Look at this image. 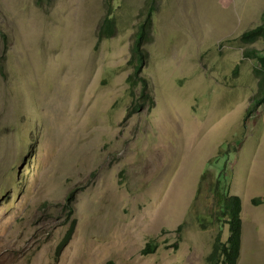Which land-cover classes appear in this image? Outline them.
Segmentation results:
<instances>
[{
	"label": "rangeland",
	"instance_id": "374dc122",
	"mask_svg": "<svg viewBox=\"0 0 264 264\" xmlns=\"http://www.w3.org/2000/svg\"><path fill=\"white\" fill-rule=\"evenodd\" d=\"M152 4L137 70L148 0H0V264H212L220 179L264 264V0Z\"/></svg>",
	"mask_w": 264,
	"mask_h": 264
},
{
	"label": "trees",
	"instance_id": "16d2710c",
	"mask_svg": "<svg viewBox=\"0 0 264 264\" xmlns=\"http://www.w3.org/2000/svg\"><path fill=\"white\" fill-rule=\"evenodd\" d=\"M154 0H148L149 10L147 13V16L145 18V21L141 24L140 32L138 33V39L136 41V44L134 46V57L133 61L138 59V68L137 70L141 69L143 62H144V52L141 50V44L144 41L147 36H149V33L151 29L154 26V11L156 9V6L152 4ZM262 24L258 25L255 28H252L250 30L245 31L241 38L242 41L245 44L253 43L256 40L260 38H264V15ZM117 33V19L116 16L113 14V6L112 4H109L108 12L106 13V16L104 17L98 31V35L100 39H103L105 37H113ZM0 34L3 40V55H2V61L5 59V55L8 52L9 49V36L8 34L0 28ZM246 55L253 57L257 65L256 66V73L261 78L260 82V91L261 94L264 95V50L258 51L257 49H247ZM0 71L4 72V66L0 65ZM142 80L145 83V88L147 87V81L146 79L142 78ZM261 100L264 102V96ZM259 97V98H260ZM258 100V98H255ZM256 100L253 101L255 104ZM260 100V101H261ZM31 145L28 146L29 151L31 150ZM31 164V161L29 162ZM226 182L227 181H220L218 180V186L217 189H220L221 193L219 195V200L214 206V215L216 219H218V222H221L224 220V217L228 214L231 215L229 218L230 224H231V239L228 240L226 243H222L220 238H217L218 243L214 244L215 248L210 256L212 264H237V260L239 257L240 252V237H241V230H242V221H241V210H242V201L240 197L235 196L234 197V206L233 210L230 211L228 204L223 203L224 200V194L226 189ZM73 193L68 197V199L73 200ZM227 199V196H226ZM228 201V200H227ZM263 200L261 198H255V203H261ZM72 212V210L70 211ZM213 220V218H212ZM154 243H148L147 247L144 249V253L147 252H153L156 249V246L153 245Z\"/></svg>",
	"mask_w": 264,
	"mask_h": 264
},
{
	"label": "clouds",
	"instance_id": "9594fccd",
	"mask_svg": "<svg viewBox=\"0 0 264 264\" xmlns=\"http://www.w3.org/2000/svg\"><path fill=\"white\" fill-rule=\"evenodd\" d=\"M222 193H223V192H222ZM232 196H233V194H231L230 196H227V200L229 201V200L231 199ZM235 196L240 197L239 195H235ZM224 198H226V197H225V194H224ZM240 199H241V198H240ZM261 199H262V198H261ZM215 204H216V203L214 202V206H216ZM213 211H214V208H213ZM214 213H215V212H212V213H210L206 218H205V217L202 218V224H203V226H207V225H208L207 222H209L210 224H214V222L218 220V219H216ZM230 216H231V215L228 214L227 216L224 217V220H223V221H221V222H218V221H217V222L219 223V227H220V228H219V232L217 233V236H216V242H215V244L218 243L217 238H220L221 241H222V243H226V242H228L229 239H231V224H230V221H229ZM212 218H213V220H212ZM206 221H207V222H206ZM241 221H242V219H241ZM223 222H224V223H227L228 226H229V234H228V237H227L226 239H224V237H223V235H222V230H221V228L223 227ZM242 227H243V223H242ZM241 237H242V230H241ZM241 237H240V248L242 247ZM150 243H151V242H150ZM152 243H154V242H152ZM155 246H157V245H155ZM146 247H147V246H146ZM146 247H145V248H146ZM156 248H157V247H156ZM155 251H156V249H155ZM239 259H240V252H239V257H238V260H237V264H238ZM257 259H258V261H259V260H260V257L257 256Z\"/></svg>",
	"mask_w": 264,
	"mask_h": 264
}]
</instances>
